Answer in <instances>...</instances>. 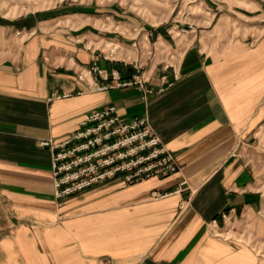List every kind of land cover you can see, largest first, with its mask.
I'll list each match as a JSON object with an SVG mask.
<instances>
[{
  "label": "crops",
  "instance_id": "obj_1",
  "mask_svg": "<svg viewBox=\"0 0 264 264\" xmlns=\"http://www.w3.org/2000/svg\"><path fill=\"white\" fill-rule=\"evenodd\" d=\"M12 1L0 0L5 264H254L209 222L226 227L230 208L235 226L264 216L252 151L264 127V0H200L197 19L186 0ZM161 12L168 20L154 22ZM182 21L196 25L188 43L174 34ZM106 42L122 49L119 60L105 57ZM136 59L144 86L96 89L116 83L117 71L132 79ZM108 105L127 120L148 118L180 170L57 200L52 151L40 142L67 138Z\"/></svg>",
  "mask_w": 264,
  "mask_h": 264
},
{
  "label": "built area",
  "instance_id": "obj_2",
  "mask_svg": "<svg viewBox=\"0 0 264 264\" xmlns=\"http://www.w3.org/2000/svg\"><path fill=\"white\" fill-rule=\"evenodd\" d=\"M105 46L109 49L104 52L106 58L119 60L122 57V49L118 45ZM131 65L135 70L132 79L122 80L117 71L113 73L116 83L96 85V89L134 84L144 86L147 79L140 60H134ZM92 68L105 72L99 66ZM40 144L52 151L54 196L57 200L69 198L108 179L121 178L134 183L152 177H166L180 170L175 155L155 132L148 118L127 120L115 105L87 113L80 127L67 138L61 141L45 139ZM184 184L186 180L181 182ZM235 211V208H230L222 212L226 227L234 222ZM222 228L218 219L209 222V229L217 236ZM102 264L109 262L103 261Z\"/></svg>",
  "mask_w": 264,
  "mask_h": 264
},
{
  "label": "rangeland",
  "instance_id": "obj_3",
  "mask_svg": "<svg viewBox=\"0 0 264 264\" xmlns=\"http://www.w3.org/2000/svg\"><path fill=\"white\" fill-rule=\"evenodd\" d=\"M186 0L182 5L190 6L191 13L190 15L194 18L197 19L196 17L199 12L202 11V7L200 5V0ZM158 4H160V7H168L167 3H164L162 0L154 1ZM27 2L24 0H15L10 2L11 5L13 6H19L24 8V5ZM151 5V4H150ZM179 11L177 10L175 14H178ZM183 14V12H181ZM185 15L183 14L182 20L184 19ZM172 19V18H171ZM165 20H168V16H164L163 13L161 12V17L154 19V22H163ZM170 21V19H169ZM182 26L180 29L175 30L174 34H178L179 38H181L185 43H188V40H186V36L189 31L195 32L196 26L195 24H191L190 21H182ZM193 28H192V27ZM182 29V30H181ZM105 44H111L110 42H106ZM103 44V46H105ZM111 46V45H109ZM106 52L109 50L108 47H106ZM140 60V59H139ZM141 62V61H140ZM171 62H164V65H168L171 67ZM142 64V63H141ZM143 68L144 65L142 64ZM144 70V69H143ZM253 150V158H254V163L258 167V170L260 171V177H261V185L264 190V127L260 129L258 136L256 138V143L252 148ZM225 242H231L235 244V248L237 249H242L247 251L252 258L254 259V264H264V216L262 219L257 222H246L244 225L241 226H235L234 224H230L228 227H224L221 230V234L218 236ZM0 261H3L4 264L7 262V256L4 251L0 252Z\"/></svg>",
  "mask_w": 264,
  "mask_h": 264
}]
</instances>
